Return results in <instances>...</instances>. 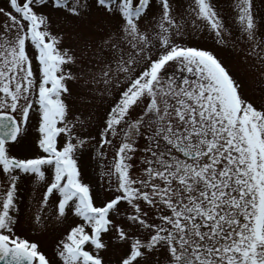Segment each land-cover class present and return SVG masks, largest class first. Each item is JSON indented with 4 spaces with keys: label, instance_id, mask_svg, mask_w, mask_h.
I'll use <instances>...</instances> for the list:
<instances>
[{
    "label": "snow or ice",
    "instance_id": "1",
    "mask_svg": "<svg viewBox=\"0 0 264 264\" xmlns=\"http://www.w3.org/2000/svg\"><path fill=\"white\" fill-rule=\"evenodd\" d=\"M229 2L231 18L217 0H3L0 264H264V87L246 97L183 42L239 46L264 84V2ZM33 116L36 150L14 154ZM24 178L51 254L22 230Z\"/></svg>",
    "mask_w": 264,
    "mask_h": 264
},
{
    "label": "rangeland",
    "instance_id": "2",
    "mask_svg": "<svg viewBox=\"0 0 264 264\" xmlns=\"http://www.w3.org/2000/svg\"><path fill=\"white\" fill-rule=\"evenodd\" d=\"M219 7L223 10V14L226 18H231L230 2L229 0H217ZM234 3V0H231ZM264 2V0H256L257 4ZM0 6H3V0H0ZM264 15V12H262ZM56 20L55 16L53 17ZM68 31L67 28L59 21L56 20L53 31H59L61 29ZM235 26H233V32H235ZM75 41V37L68 39L65 37V45H71ZM185 43L190 45H197L209 49L214 52V54L223 62V64L228 68L230 73L241 83V92L249 98L256 99L259 101L260 89L264 87V84L259 82V77L256 75V69L250 67L243 58V54L237 48H232L231 46H220L217 45L212 38L209 37L207 33H193L190 37H184ZM182 75L174 65H170L167 69L166 75ZM71 103V100L69 101ZM75 107L80 108L79 104ZM102 114V110H101ZM34 125H36L35 116L32 117V123L29 125V134L22 142L21 145H16L13 148L14 154L25 155L29 152H34L36 149L33 145V139L35 136ZM82 175L85 181H91L94 186L98 185L99 179V169L96 162L90 159L88 153H85L80 160ZM34 189H36L34 191ZM19 195L21 198V221L22 230L30 236L32 239L39 240L44 248L49 254H51L52 243L54 237L57 235L55 230L43 231L37 230L32 231L28 226L27 218L32 216L35 212L36 200L40 195V185L36 184L34 181L24 178L19 183ZM72 217H69L68 223H71ZM66 226V225H65Z\"/></svg>",
    "mask_w": 264,
    "mask_h": 264
}]
</instances>
